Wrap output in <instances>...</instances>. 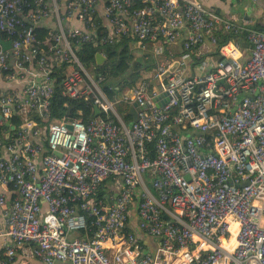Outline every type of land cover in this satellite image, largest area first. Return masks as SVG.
<instances>
[{"label":"built area","instance_id":"2783aa9c","mask_svg":"<svg viewBox=\"0 0 264 264\" xmlns=\"http://www.w3.org/2000/svg\"><path fill=\"white\" fill-rule=\"evenodd\" d=\"M46 20L58 29L41 42ZM251 23L199 0H0V77L16 87H0V264H264V31ZM123 39L154 61L128 95L76 54ZM57 72L63 96L102 115L52 120ZM120 103L143 108L132 126Z\"/></svg>","mask_w":264,"mask_h":264},{"label":"trees","instance_id":"16d2710c","mask_svg":"<svg viewBox=\"0 0 264 264\" xmlns=\"http://www.w3.org/2000/svg\"><path fill=\"white\" fill-rule=\"evenodd\" d=\"M256 29L264 31V25L259 23L254 26ZM35 33L37 34L38 39L41 42H45L47 37V29H36ZM244 36H229L223 37L220 41L221 45L226 43L228 40H235L241 42L243 46L245 45ZM130 41L127 39H123L119 44L110 45L106 47H94L93 44L83 43L79 46V50L76 51V54L82 64L86 67H96V55L98 53L102 54L106 61L97 69H99L96 74L104 76L107 82L103 85L104 88L108 90L107 84L115 85L118 88L119 93H124L128 95L133 87L142 83V82H151L154 75V61L152 58H148L146 61L143 58H135L131 54V45ZM128 55V59L130 62L126 60V56ZM207 56H212L214 58L219 57V51H215L213 54H208ZM202 56L203 58L195 57L197 61L206 60L208 57ZM201 57V56H200ZM124 61L127 65H123ZM95 69V70H97ZM151 72L150 76H146L145 72ZM56 79V90L55 95L52 97L51 111H52V120L55 119H63L65 116L69 115L70 117H77L78 111L81 110L84 113V117L87 119H92L95 116V111L91 104H85L82 101L70 100L62 95L60 83H61V73H55ZM68 103L69 107H65V104ZM129 108V107H128ZM125 122L129 123L132 121V116L129 113V110L123 108L121 110ZM36 119V118H34ZM49 122L45 123L46 125ZM3 139V131L0 128V140ZM106 185L104 186V189Z\"/></svg>","mask_w":264,"mask_h":264},{"label":"crops","instance_id":"0c3cea01","mask_svg":"<svg viewBox=\"0 0 264 264\" xmlns=\"http://www.w3.org/2000/svg\"><path fill=\"white\" fill-rule=\"evenodd\" d=\"M199 1H201L206 8L212 11H216L217 13L224 14V15H230V16L235 15L238 19L250 20L253 26L259 24V22H263L262 24L264 25V0H258V2H260L259 9L251 16L241 15L244 13H240L237 11V9L239 8L238 2L240 3V0H238V2L236 0H199ZM59 2H60V6H64L66 0H59ZM47 26H50L52 28L55 27L56 30L58 29L57 23L51 20H46L43 23H41L40 29H46ZM133 45H134L133 47H136L135 43H133ZM166 50L170 54L179 55L180 46L168 45L166 47ZM147 55H148V58L153 59L152 57L153 54L147 53ZM148 58H143V59L147 61ZM198 58H203V57L199 56ZM0 87L4 89H12V90L16 89L14 84L7 82L3 77H0ZM128 94H130V92ZM121 95H124V94H121ZM57 120H61V119H57ZM4 189L5 188L2 185H0V194L4 192ZM1 222H2V217H1V208H0V223ZM137 223H138L137 218L134 217V219L132 220V224L135 228H136ZM138 236L144 240L146 245L149 246L150 238L148 236H145L140 231H138ZM7 242H8L7 239H0V246L6 244ZM18 262H19V257L16 259V261L13 264H18ZM33 264H41V263L38 261H34Z\"/></svg>","mask_w":264,"mask_h":264},{"label":"rangeland","instance_id":"374dc122","mask_svg":"<svg viewBox=\"0 0 264 264\" xmlns=\"http://www.w3.org/2000/svg\"><path fill=\"white\" fill-rule=\"evenodd\" d=\"M238 2V0H236ZM239 4V8L237 9L238 12L240 13H244L241 15H245V16H251L252 14H254L256 11H258L259 6H260V2H258V0H240ZM263 20V19H262ZM259 23H263V22H259ZM134 45H131V54L132 56H134L135 58L139 59V58H148L147 53L141 48L139 47H133ZM140 49V50H139ZM126 60L128 62H130V60L128 59V55L126 56ZM149 61V60H147ZM124 66L127 65L124 61ZM151 73V72H150ZM150 73L147 71L145 72L146 76H150ZM129 105L126 103H120L117 105V109L119 111V113L123 116L121 110L123 108H126L127 110H129ZM57 121V120H56Z\"/></svg>","mask_w":264,"mask_h":264},{"label":"water","instance_id":"95a60500","mask_svg":"<svg viewBox=\"0 0 264 264\" xmlns=\"http://www.w3.org/2000/svg\"><path fill=\"white\" fill-rule=\"evenodd\" d=\"M0 44L5 50H9L11 48L10 42H6L1 38H0ZM96 61H97L98 66H101L106 61V58L102 54L98 53L96 55ZM162 98H166V101H169V97H167V94L159 96L158 98L154 100V103H156L158 107H162L165 104L164 101H161ZM142 110L143 108L139 107L137 103H134L130 106L129 113L132 116V121L128 123V126H132L134 122L138 120V113L141 112ZM101 115H102V112L99 110L98 107H95V116H101ZM54 154L57 156H61L59 152H54ZM187 179L189 180L190 178L187 176ZM62 264H69V263H62Z\"/></svg>","mask_w":264,"mask_h":264}]
</instances>
